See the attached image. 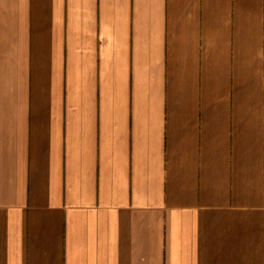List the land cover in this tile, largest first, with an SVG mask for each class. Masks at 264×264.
<instances>
[{
	"label": "crops",
	"instance_id": "crops-1",
	"mask_svg": "<svg viewBox=\"0 0 264 264\" xmlns=\"http://www.w3.org/2000/svg\"><path fill=\"white\" fill-rule=\"evenodd\" d=\"M0 264H264V0H0Z\"/></svg>",
	"mask_w": 264,
	"mask_h": 264
}]
</instances>
